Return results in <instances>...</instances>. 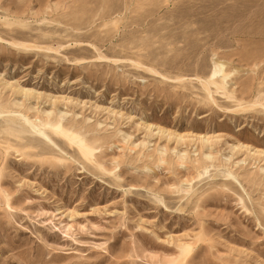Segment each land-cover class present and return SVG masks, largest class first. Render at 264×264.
<instances>
[{
    "label": "rangeland",
    "instance_id": "1",
    "mask_svg": "<svg viewBox=\"0 0 264 264\" xmlns=\"http://www.w3.org/2000/svg\"><path fill=\"white\" fill-rule=\"evenodd\" d=\"M255 104L264 0H0V264H264Z\"/></svg>",
    "mask_w": 264,
    "mask_h": 264
},
{
    "label": "bare ground",
    "instance_id": "2",
    "mask_svg": "<svg viewBox=\"0 0 264 264\" xmlns=\"http://www.w3.org/2000/svg\"><path fill=\"white\" fill-rule=\"evenodd\" d=\"M16 46H19V47H22V48H25V45L23 44H14ZM217 66V65H216ZM215 66V67H216ZM219 66V64H218ZM216 69V72H217V67L214 68ZM148 72L150 73H155L153 70H150L148 69ZM214 73V72H213ZM214 76V75H213ZM213 83V82H212ZM203 84V83H202ZM203 88L205 89V91L207 92V94L209 95V89L208 87L204 84L203 85ZM256 106H260V108L263 110L264 109V105L263 104H255ZM17 118L21 119L23 122H25L28 126L31 127V130H33L35 133H37L38 135L44 137L45 139H47V137L44 135V133L38 129L37 127H35L34 123L32 121H30L27 117H24L23 115H16Z\"/></svg>",
    "mask_w": 264,
    "mask_h": 264
}]
</instances>
